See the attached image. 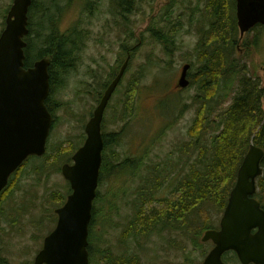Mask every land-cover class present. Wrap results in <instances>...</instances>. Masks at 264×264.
Segmentation results:
<instances>
[{
    "label": "rangeland",
    "instance_id": "374dc122",
    "mask_svg": "<svg viewBox=\"0 0 264 264\" xmlns=\"http://www.w3.org/2000/svg\"><path fill=\"white\" fill-rule=\"evenodd\" d=\"M71 1L38 0L39 5L47 10L58 3V32H77L83 45L73 57L72 67L54 74L60 86L52 94L51 108L55 121L46 156L42 160L30 157L13 191L0 202V264H32L43 238L51 231V214L55 225L54 210L58 205L51 197L63 196L69 189L58 165L67 163L66 150L79 142L84 125L97 105V93L118 72L126 54L131 57L129 67L105 113L104 130L108 135H114L113 138L118 136V144L110 147L108 153L112 149L120 154L122 160L134 159L142 162L143 167L139 176L134 169L132 173L124 174L127 175L125 178L117 176L100 181L96 218L99 220L100 210L103 216L106 215L105 207L111 211L105 219L111 220L109 227L103 226L102 222L94 225V245L97 249L112 248L116 257H127L130 264H200L210 244L200 242L203 232L199 229L189 228L182 232L164 228L158 233L135 234L121 246L118 244L119 238L122 240L125 235L124 231L129 230L128 223L135 218V205H138L140 214L147 213L149 203L147 208L142 207L141 202L136 204L141 194L152 197L150 193L160 192L155 197L166 194L171 197L172 193L167 189V164L174 165L178 175L183 173V159L176 150L190 140L188 129L197 111L193 97L200 85L202 58H198L199 55L196 58L198 32L194 28L193 16L197 20L200 18L204 3L193 0H130V14L121 16L114 0ZM11 3L12 0H0V31L2 17ZM189 8H192L191 12ZM206 12L208 17L209 12ZM38 15L35 14V24L45 15V10ZM227 17L231 18L229 11ZM202 20L205 22L204 17ZM168 21L180 23L175 35L176 45L174 49L172 47L170 56L164 54L162 46L148 32L149 28L164 27ZM236 42V49L232 51L235 67L240 71V66H243L245 75L259 78L264 87V29L249 32L240 41L237 31ZM184 64L192 65L193 83L179 91L175 85ZM137 72H143V77ZM132 84L140 86L136 98ZM228 87L224 91L225 85L222 86L221 95L233 89L230 85ZM226 100L228 102L222 110L232 102V98ZM130 105L134 108L133 116L125 113V107L130 108ZM212 117L218 119L216 115ZM55 153L58 155L56 160ZM157 165H162V179L156 177L157 171L154 172L155 184L161 186L158 191L149 173V167ZM107 199L108 206L103 202ZM151 204L158 206L157 201ZM221 215L216 208L209 209L211 228L218 226ZM133 229L138 233L143 230L141 224H136ZM227 262L238 264L234 259Z\"/></svg>",
    "mask_w": 264,
    "mask_h": 264
},
{
    "label": "trees",
    "instance_id": "16d2710c",
    "mask_svg": "<svg viewBox=\"0 0 264 264\" xmlns=\"http://www.w3.org/2000/svg\"><path fill=\"white\" fill-rule=\"evenodd\" d=\"M129 1L114 0V6L119 15L130 14ZM196 1L204 3V11L194 26L198 32L195 53L196 58L197 55H199L198 58H202L199 66L202 76L200 77L198 93L193 97L197 111L188 129L190 140L180 145L176 150L183 159L184 170L181 175H178V171L175 173L174 165L167 164L166 166L167 189L171 191V197L167 194L160 198L155 197L160 192L150 193L152 197L140 195L142 197L136 204L141 202L142 207L147 208L146 204L149 203V207L145 211L147 213L140 214L137 211L138 205H135V218L128 223L129 230L124 231L123 239L119 238L118 245L120 246L123 241L135 234L147 235L165 229H180L182 232L189 228L199 229L201 232L211 229L209 226V209L216 208L221 214L223 213L230 191L236 181L238 167L249 149V145L253 143L264 150V87L259 83V78L245 75L247 73L243 66H240L239 71L235 67V58L232 57V51L236 49V33L238 31L234 16V0ZM57 4H53L47 10L42 4L39 5L38 0H32L29 11V34L25 50L26 66H31L35 60L46 57L51 60L54 74L70 69L74 64L72 59L75 52L83 45L82 37L77 32H58L59 8ZM42 10H45V15L41 16L39 23L35 24V14L38 15V12ZM206 11L209 12L208 17ZM228 11L231 15L229 19L227 17ZM202 17L205 18V22H203ZM2 19L4 20L5 16ZM2 24L4 27V23ZM177 25H180L178 21L173 23L168 21L160 29H148L155 42L162 46L166 56L171 55L176 45ZM263 29H257L253 32ZM157 30L159 32H156ZM197 62H199L198 59ZM166 67V71H168L169 65L167 64ZM137 74L143 77V72H137ZM140 80L141 78L139 83H141ZM51 81L54 82L53 76H51ZM57 82L56 80L54 83ZM132 85L135 93L133 96L136 98L140 93V86L139 84ZM224 85V91L229 88V85L233 89L229 93L221 95V89ZM106 86L107 84L103 85L101 91L98 92L95 103L98 102V98ZM235 91H237V96L233 97ZM226 98H232V102L229 103L228 108L222 110L223 105L228 102ZM133 110L132 106L130 108L125 107L126 114L132 113ZM213 115H216L218 119H214ZM166 131H164V135ZM216 131L217 133L214 134ZM102 136L104 151L101 180L118 175L125 178L127 175L124 174H130L134 169H136L135 174L139 176L143 167L142 162L134 159L122 160L120 154L112 149L108 153L110 147L118 144V136L116 138H113L114 135L108 134ZM83 140L84 134L82 133L79 142L71 149L66 150L67 154H73ZM28 160L10 179L8 187L0 195V200L10 194L11 187L16 186L18 177L26 167ZM68 162H71L70 158ZM161 167L162 165L149 167L151 180L156 191L161 186L155 184L154 172L157 171L156 177L162 179ZM261 167L263 174L257 179L258 193L256 195L259 201H261L259 197L264 198V157ZM68 192L70 190H67L66 193L68 194ZM54 200L58 206H62L65 202V195L61 198H54ZM153 201H157L158 206L153 207L151 204ZM103 202H106L108 206V199L103 200ZM103 211L109 212L110 210L103 207ZM104 216H98L99 220H96L94 216L90 226L88 248L90 264H130L127 257H116L112 248L97 249L95 247V238L92 232L94 225L102 222L103 226H110L111 219L107 220ZM136 224L142 225V233L133 229Z\"/></svg>",
    "mask_w": 264,
    "mask_h": 264
},
{
    "label": "water",
    "instance_id": "95a60500",
    "mask_svg": "<svg viewBox=\"0 0 264 264\" xmlns=\"http://www.w3.org/2000/svg\"><path fill=\"white\" fill-rule=\"evenodd\" d=\"M31 0H14L0 36V193L9 177L30 156L42 157L52 123L44 102L48 95L50 62H36L24 70L23 38L28 34V9ZM236 19L240 37L256 25H264V0H236ZM129 58L106 89L92 118L85 126L83 147L72 157L73 165H64L62 176L72 193L55 211V229L44 239L34 264H89L88 227L92 202L96 196L103 141L101 123L107 104L128 66ZM181 70L178 88L189 84ZM264 151L251 145L238 168L237 180L220 221V231H207L202 242L215 247L203 264H223L221 255L234 251L241 264H264V211L252 199L255 180L262 174ZM256 230L254 234L252 231Z\"/></svg>",
    "mask_w": 264,
    "mask_h": 264
},
{
    "label": "bare ground",
    "instance_id": "6f19581e",
    "mask_svg": "<svg viewBox=\"0 0 264 264\" xmlns=\"http://www.w3.org/2000/svg\"><path fill=\"white\" fill-rule=\"evenodd\" d=\"M204 25V24H203Z\"/></svg>",
    "mask_w": 264,
    "mask_h": 264
}]
</instances>
